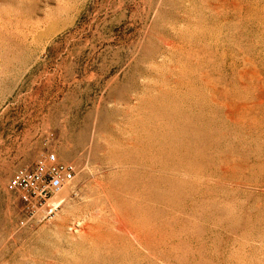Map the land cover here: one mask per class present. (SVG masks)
<instances>
[{
    "label": "rangeland",
    "instance_id": "rangeland-1",
    "mask_svg": "<svg viewBox=\"0 0 264 264\" xmlns=\"http://www.w3.org/2000/svg\"><path fill=\"white\" fill-rule=\"evenodd\" d=\"M0 264H264V0H0Z\"/></svg>",
    "mask_w": 264,
    "mask_h": 264
},
{
    "label": "built area",
    "instance_id": "built-area-1",
    "mask_svg": "<svg viewBox=\"0 0 264 264\" xmlns=\"http://www.w3.org/2000/svg\"><path fill=\"white\" fill-rule=\"evenodd\" d=\"M73 175L71 163L59 162L53 152H47L31 166L14 171L9 186L20 194L30 214L41 210L42 215L48 217L58 205L52 197L72 180Z\"/></svg>",
    "mask_w": 264,
    "mask_h": 264
}]
</instances>
